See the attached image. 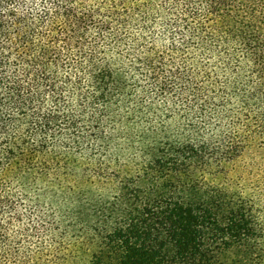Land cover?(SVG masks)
<instances>
[{"label": "trees", "instance_id": "trees-1", "mask_svg": "<svg viewBox=\"0 0 264 264\" xmlns=\"http://www.w3.org/2000/svg\"><path fill=\"white\" fill-rule=\"evenodd\" d=\"M229 252L264 264V0H0V264Z\"/></svg>", "mask_w": 264, "mask_h": 264}, {"label": "rangeland", "instance_id": "rangeland-1", "mask_svg": "<svg viewBox=\"0 0 264 264\" xmlns=\"http://www.w3.org/2000/svg\"><path fill=\"white\" fill-rule=\"evenodd\" d=\"M169 122H171L170 123V125H172V126H174V124H172V123H175L174 122V120H170ZM79 171V170H78ZM81 172V171H80ZM80 172H77V174H75L74 176L76 177V176H79L80 175ZM70 178H72V177H70ZM70 180V179H69ZM64 184H69L70 185V183H68V181L67 182H65ZM76 186H78V183H77V185ZM78 188V187H77ZM57 190H58V188H57ZM46 202H47V200H46ZM92 248V247H91ZM234 259V253L233 252H229L228 254H223V253H221V254H219L217 257H216V260H215V264H233L232 263V260Z\"/></svg>", "mask_w": 264, "mask_h": 264}]
</instances>
